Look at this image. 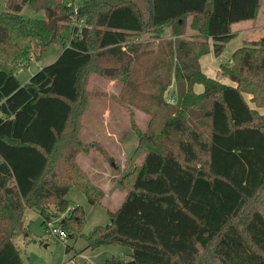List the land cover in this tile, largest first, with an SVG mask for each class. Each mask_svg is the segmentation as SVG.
<instances>
[{
    "label": "trees",
    "instance_id": "16d2710c",
    "mask_svg": "<svg viewBox=\"0 0 264 264\" xmlns=\"http://www.w3.org/2000/svg\"><path fill=\"white\" fill-rule=\"evenodd\" d=\"M0 11V264H23L14 238L26 232L24 213L43 220L68 212L71 186L97 204L104 198L77 162L99 143L78 137L90 94L87 74L128 83L146 55L140 37L170 28L167 77L156 103L158 129L137 132L141 164L119 180L124 198L110 222L87 236V248L116 244L134 264H264V38L249 42L219 66L230 85L201 72L199 59L217 57L234 38L230 26L257 18L259 0H86V27L57 59L21 85L14 67L36 57L55 37L40 19H24L23 6L66 16L64 0H6ZM48 17V16H47ZM194 35L182 38L187 19ZM211 42V44H210ZM166 46V47H165ZM157 47V46H156ZM95 50V51H94ZM101 67V68H100ZM176 103L164 102L171 83ZM82 84L83 87H82ZM203 88L201 93L194 86ZM123 88L119 102L128 107ZM125 95V96H124ZM128 95V97L126 96ZM246 98L248 100H246ZM252 105V106H250ZM54 207L56 213L50 212ZM58 225L79 231L81 207ZM128 262V263H129ZM105 264H126L115 258Z\"/></svg>",
    "mask_w": 264,
    "mask_h": 264
},
{
    "label": "rangeland",
    "instance_id": "374dc122",
    "mask_svg": "<svg viewBox=\"0 0 264 264\" xmlns=\"http://www.w3.org/2000/svg\"><path fill=\"white\" fill-rule=\"evenodd\" d=\"M5 1L0 0V11H4ZM259 1V15L250 24L260 27L253 31L239 32L247 24L243 22L232 24L230 32L235 36L224 45L222 53L217 57L218 63H227L235 50L248 45L249 42L264 38V0ZM19 15L24 19H40L44 23L48 20L46 10L35 12L29 5L23 6ZM70 37V30L61 32L38 57L35 49L32 58L25 65L14 67L18 82L22 85L26 84L37 71L53 63L68 44ZM140 41L146 46L143 48L146 55L134 65L125 87L120 80L104 74L93 71L87 74L85 89L90 97L86 111L80 119L78 137L85 144L99 143L106 154L111 156V160L108 162L99 153L92 151L88 154H79L77 162L88 174L91 182L98 187L101 186L99 184L101 178L94 174L93 170L106 166L109 176L106 182L109 188L103 190L100 187L104 198L100 203L90 204L80 190L74 186L70 187L66 195V200L69 202L68 212L81 207L84 221L79 231L66 232L65 239L48 235L40 215L33 210H26L24 213L26 232L14 238V244L19 249L23 264H105L111 258L124 263L129 261V253L131 254L129 249L116 244L90 249L87 248L85 238L96 226L109 224V212L116 210L124 198V191L119 184L121 176L141 164L143 152L137 146V132L145 131L149 125L155 130L158 129L160 118L155 116L154 112L157 109L156 103L161 98L163 85L169 80L167 68L170 63L169 53L167 50L160 52V48L170 41L156 44L148 34L142 35ZM113 81L115 82L113 90H108ZM123 88L129 95L126 108L119 102ZM175 91V84L171 83L163 94L164 97L162 96L164 102L167 103L166 98L173 97L176 103ZM162 112L156 111V114L161 115ZM259 112L263 114L264 110ZM50 212L56 213L55 208L50 207ZM68 212L57 214L50 219L57 222L58 226L60 221L69 216Z\"/></svg>",
    "mask_w": 264,
    "mask_h": 264
},
{
    "label": "crops",
    "instance_id": "0c3cea01",
    "mask_svg": "<svg viewBox=\"0 0 264 264\" xmlns=\"http://www.w3.org/2000/svg\"><path fill=\"white\" fill-rule=\"evenodd\" d=\"M108 1H112V0H108ZM259 12H260V10H259ZM258 15H259V13H258ZM256 19H254V20H256ZM251 21L252 20L243 21V23L244 24H247V25H244V27L242 29H240L239 32H241V31H253V30H255V29H257V28L260 27V26L256 27L254 25H251L250 24ZM190 22H191V17H189L187 19L185 34L183 36H181L182 38H184V37L187 38V37L192 36V35L195 34V32L190 28ZM239 23H242V22H239ZM239 23H234V24H239ZM230 28H231V26H230ZM234 36H235V34H234ZM154 40L156 41V44H159L160 42H165V41H170V42L172 41L173 42L174 41V38L171 36L170 28L167 27V28H165L163 30V32L161 33V35L158 38L154 39ZM210 44H211V42H210ZM217 57L213 54L212 51L210 53L202 56L199 59V65H200L201 72L204 75H206L207 77H209V78L217 79L219 82H221L223 84L230 85V82L227 79L222 78L219 75V66L221 64L217 62ZM114 84H115V82L113 81L109 85V87H108L109 89L108 90H111V89L113 90V85ZM172 84H174L173 81H172ZM194 91L199 94V93H201L203 91V88L200 85H195L194 86ZM108 137L109 136H107V138ZM93 172H94V174L96 173V175H99L100 178H101V179H99V184L101 185L100 187L103 190L108 189L109 186H108V182H106V181H108L109 176H108V173L106 171V166L104 168H98V169L94 168ZM27 210H29V209H27ZM129 261H130V253H129ZM129 261H127V263Z\"/></svg>",
    "mask_w": 264,
    "mask_h": 264
},
{
    "label": "built area",
    "instance_id": "2783aa9c",
    "mask_svg": "<svg viewBox=\"0 0 264 264\" xmlns=\"http://www.w3.org/2000/svg\"><path fill=\"white\" fill-rule=\"evenodd\" d=\"M85 1L86 0H64L65 6L68 9V13L66 14V25L70 30V38L74 35L80 36L82 29L87 26L85 17H83L80 13L81 6ZM25 64L26 63H23L22 65ZM166 99L168 104L173 105L175 103L173 97H168ZM56 223L57 222L53 220H45L44 226L46 227V233L51 236H57L60 239H65L67 237L66 232L62 230L59 225L57 226Z\"/></svg>",
    "mask_w": 264,
    "mask_h": 264
},
{
    "label": "water",
    "instance_id": "95a60500",
    "mask_svg": "<svg viewBox=\"0 0 264 264\" xmlns=\"http://www.w3.org/2000/svg\"><path fill=\"white\" fill-rule=\"evenodd\" d=\"M65 19L66 16L56 17L53 15V13L50 10L48 11V20L47 23H44V27L47 31L52 32L51 39L55 37L56 25ZM114 73H115V69L112 68H108L104 70V75L106 76H112L114 75ZM126 264H134V262H129Z\"/></svg>",
    "mask_w": 264,
    "mask_h": 264
}]
</instances>
